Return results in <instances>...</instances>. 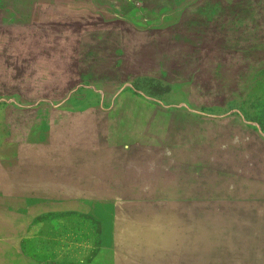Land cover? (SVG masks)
I'll return each instance as SVG.
<instances>
[{
  "label": "rangeland",
  "instance_id": "obj_1",
  "mask_svg": "<svg viewBox=\"0 0 264 264\" xmlns=\"http://www.w3.org/2000/svg\"><path fill=\"white\" fill-rule=\"evenodd\" d=\"M5 7L0 264H264V0Z\"/></svg>",
  "mask_w": 264,
  "mask_h": 264
},
{
  "label": "water",
  "instance_id": "obj_2",
  "mask_svg": "<svg viewBox=\"0 0 264 264\" xmlns=\"http://www.w3.org/2000/svg\"><path fill=\"white\" fill-rule=\"evenodd\" d=\"M0 11L3 12V14L13 15V14H16L17 10H15V12H14V11L11 10V8L5 7V8H0Z\"/></svg>",
  "mask_w": 264,
  "mask_h": 264
}]
</instances>
